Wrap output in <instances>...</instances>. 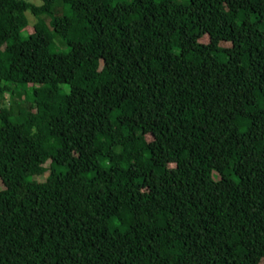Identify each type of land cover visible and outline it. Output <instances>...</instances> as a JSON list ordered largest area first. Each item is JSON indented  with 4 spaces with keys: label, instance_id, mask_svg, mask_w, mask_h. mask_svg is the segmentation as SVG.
I'll return each mask as SVG.
<instances>
[{
    "label": "trees",
    "instance_id": "1",
    "mask_svg": "<svg viewBox=\"0 0 264 264\" xmlns=\"http://www.w3.org/2000/svg\"><path fill=\"white\" fill-rule=\"evenodd\" d=\"M6 94L0 264H264V0H0Z\"/></svg>",
    "mask_w": 264,
    "mask_h": 264
},
{
    "label": "rangeland",
    "instance_id": "2",
    "mask_svg": "<svg viewBox=\"0 0 264 264\" xmlns=\"http://www.w3.org/2000/svg\"><path fill=\"white\" fill-rule=\"evenodd\" d=\"M34 1V0H32ZM37 2V1H36ZM39 3V1L37 2ZM14 91V86H11V92ZM16 100L19 102V103H23L24 100H26L28 98V95L24 94L22 96H18L16 95L15 96ZM11 106V100H10V97L8 94L4 95V98L1 99V105H0V108H6L7 110L10 108ZM7 187L6 183L4 180L0 179V190H3Z\"/></svg>",
    "mask_w": 264,
    "mask_h": 264
}]
</instances>
